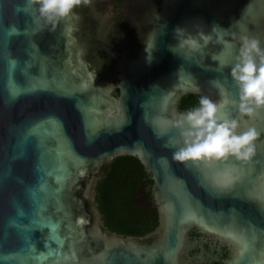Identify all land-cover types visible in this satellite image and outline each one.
Here are the masks:
<instances>
[{"label":"water","instance_id":"95a60500","mask_svg":"<svg viewBox=\"0 0 264 264\" xmlns=\"http://www.w3.org/2000/svg\"><path fill=\"white\" fill-rule=\"evenodd\" d=\"M114 8L93 0L53 29L28 0H0V264H193L192 229L228 246L225 264H264V137L251 161L181 162L168 146L184 95L220 98L216 78L235 95L213 56L264 40V0H123L121 21ZM213 26L200 49L179 43ZM248 122L264 129V112ZM120 156L152 181L151 242L104 225L97 185Z\"/></svg>","mask_w":264,"mask_h":264},{"label":"clouds","instance_id":"9594fccd","mask_svg":"<svg viewBox=\"0 0 264 264\" xmlns=\"http://www.w3.org/2000/svg\"><path fill=\"white\" fill-rule=\"evenodd\" d=\"M28 2L35 6L39 19L55 29L62 19L78 17V6L90 5L93 0ZM218 28L213 26L211 32L201 31L197 35H188L179 43L200 49L213 41L212 33ZM220 39L223 40V36ZM239 40L234 63L222 59L220 54L213 56L218 61V71L230 68L236 85L235 95L224 86L221 79L216 78L212 83L219 89L220 98L202 94L196 105L175 113L174 118L169 119V125L178 130L182 137V141L168 145L175 149V160L198 163L235 157L240 161H251L256 155L258 140L264 137V129L248 120L264 112V40L249 34L239 37ZM224 43L228 47L234 46L232 40Z\"/></svg>","mask_w":264,"mask_h":264},{"label":"flooded vegetation","instance_id":"af4514ba","mask_svg":"<svg viewBox=\"0 0 264 264\" xmlns=\"http://www.w3.org/2000/svg\"><path fill=\"white\" fill-rule=\"evenodd\" d=\"M113 1L115 2L114 10L117 13L115 18L121 21L123 14L118 13L119 10L117 8L123 0ZM108 62L113 65L114 58L112 55L108 57ZM97 72L99 71L97 70ZM114 94L117 95L116 93ZM188 95H184L180 100V111L187 110L186 108H182V104L183 99ZM139 164L142 165V168L136 163L128 166V174L126 175V180L123 181V187H121L124 194L122 197L125 198V201L122 203L123 211L121 212L125 218L124 229L130 230L129 232L131 233H119L107 226L105 227L120 235H131L140 238L144 242H151L154 239L150 237V234L159 225V213L153 205L152 181L147 178L143 164L141 162ZM116 168L118 167L116 166ZM108 170L112 171L111 168H108ZM119 174L121 175V173ZM189 239L193 245L189 248L187 257L191 259L193 264H225L226 260L230 257V250L226 244L221 243L211 235L200 232L198 229L191 230Z\"/></svg>","mask_w":264,"mask_h":264},{"label":"trees","instance_id":"16d2710c","mask_svg":"<svg viewBox=\"0 0 264 264\" xmlns=\"http://www.w3.org/2000/svg\"><path fill=\"white\" fill-rule=\"evenodd\" d=\"M199 96L200 94H189L185 96L182 108L188 109L196 105ZM133 163L138 164L142 168V165L139 164L140 161L133 156L117 157L109 167L112 171L110 172L108 170L97 185L96 200L105 226L124 234H127L130 230L124 229L125 218L121 212L123 211L122 203L125 201V198L122 197L124 194L121 187H123V181L126 180V175L128 174L127 168Z\"/></svg>","mask_w":264,"mask_h":264}]
</instances>
